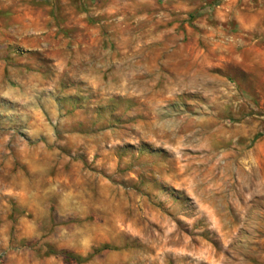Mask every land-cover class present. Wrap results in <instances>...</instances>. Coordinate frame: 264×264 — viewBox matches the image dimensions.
I'll return each mask as SVG.
<instances>
[{"label": "rangeland", "instance_id": "1", "mask_svg": "<svg viewBox=\"0 0 264 264\" xmlns=\"http://www.w3.org/2000/svg\"><path fill=\"white\" fill-rule=\"evenodd\" d=\"M0 264H264V0H0Z\"/></svg>", "mask_w": 264, "mask_h": 264}, {"label": "trees", "instance_id": "2", "mask_svg": "<svg viewBox=\"0 0 264 264\" xmlns=\"http://www.w3.org/2000/svg\"><path fill=\"white\" fill-rule=\"evenodd\" d=\"M68 259H71V258H68ZM72 260V259H71Z\"/></svg>", "mask_w": 264, "mask_h": 264}]
</instances>
